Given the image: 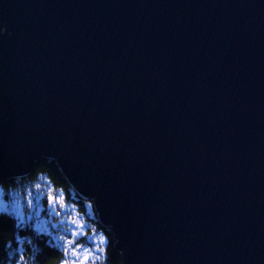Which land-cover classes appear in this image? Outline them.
Returning <instances> with one entry per match:
<instances>
[{
  "label": "water",
  "instance_id": "1",
  "mask_svg": "<svg viewBox=\"0 0 264 264\" xmlns=\"http://www.w3.org/2000/svg\"><path fill=\"white\" fill-rule=\"evenodd\" d=\"M38 155L124 264H264V0H0V179Z\"/></svg>",
  "mask_w": 264,
  "mask_h": 264
},
{
  "label": "trees",
  "instance_id": "2",
  "mask_svg": "<svg viewBox=\"0 0 264 264\" xmlns=\"http://www.w3.org/2000/svg\"><path fill=\"white\" fill-rule=\"evenodd\" d=\"M61 193L55 210L61 212L59 204L68 207L66 214H70L69 210L73 209L84 227V234L76 238V243L89 248L95 238L103 236L105 243L100 246L103 251H97L95 255L99 259L94 256L92 260L95 259V264H124V248L122 251L116 249L117 241L111 231L112 226H103L99 222L95 197L93 194L84 197L74 192L54 158L38 155L23 176L0 179V194L5 204L11 203L12 194L23 204L28 198L37 200L41 206V216L46 219L52 217L49 214L53 203L50 197ZM20 213L21 217L12 210H0V264H63V261H68L62 235L56 227L48 230L45 226L35 227L34 213H30L27 204L22 205ZM51 221L55 222L56 218L52 217ZM53 231H57L56 239ZM67 237L70 238L69 235ZM73 246L76 247L75 244Z\"/></svg>",
  "mask_w": 264,
  "mask_h": 264
},
{
  "label": "rangeland",
  "instance_id": "3",
  "mask_svg": "<svg viewBox=\"0 0 264 264\" xmlns=\"http://www.w3.org/2000/svg\"><path fill=\"white\" fill-rule=\"evenodd\" d=\"M13 198L10 204H5V202L2 200L1 198V194H0V210H4V209H9L12 210L14 212H17V216L21 217V213L20 211L22 210V205H26L27 204V208L29 209L30 213L31 211L34 213L33 218H34V226L35 227H39V228H46V230L56 227L57 231L62 235V240L64 245H66V239H71L73 236H75V238L79 237L80 235L84 234V227L82 229V234H80L79 236H76V231H80V226L82 225L81 220L75 215V212L73 211V209H70L69 211L71 212L70 214H66L65 212L68 210V207L64 206V204H59L58 206L60 207V211L61 212H57L56 210H53L51 208V210H49V214H51L52 217L56 218L55 222H52L51 219L52 217H50L49 219L43 218L41 216V206L39 204V202L36 201H32L30 198L27 199V202H25L23 204V202L19 201L18 198L16 197V195L12 194ZM17 198V199H16ZM32 213V214H33ZM73 221H75V223H73ZM48 224H51L50 226H48ZM39 225V226H38ZM47 225V226H46ZM83 226V225H82ZM73 230L72 232H70L69 230ZM57 231H53V236L56 237V232ZM67 235H69L70 238L67 237ZM95 242V244L93 243ZM93 245L89 248H93L95 247L96 244H99V238H95V240L93 241ZM102 246V245H100ZM74 248V246H73ZM87 248V247H85ZM65 249L67 250V254L69 256V264H71L72 260H75L77 257L75 255L72 254L71 251H69L66 247ZM79 251L82 253L83 252V248L79 249ZM94 256L93 255H89L88 259L85 261L84 260V256L82 255L80 257V261H78V264H81V262H83V264H92V258Z\"/></svg>",
  "mask_w": 264,
  "mask_h": 264
},
{
  "label": "snow or ice",
  "instance_id": "4",
  "mask_svg": "<svg viewBox=\"0 0 264 264\" xmlns=\"http://www.w3.org/2000/svg\"><path fill=\"white\" fill-rule=\"evenodd\" d=\"M62 197V193L60 195H52L50 198L52 199L53 203L50 205V207L55 210V205L56 203L59 202L60 198ZM73 223H75V221H73ZM82 229L83 226H80V231H76V236H79L80 234H82ZM70 232H72L73 230H69ZM95 235V234H94ZM66 239V245L65 247L72 252L73 255H75L77 258L75 260L71 261V264H78V261H80V257L83 255L84 256V260L86 261L88 259L89 255H93L95 256V259H99V256H96L95 253L97 251H103V249L100 247V245H103L105 243V240L103 238V236L99 237V244H96L95 247L93 248H85L83 245L77 244L76 243V238L75 236H73L71 239ZM95 244V242H93ZM76 245L75 248H73V245ZM83 248V252L81 253L79 251V249ZM95 259L92 260V264H95ZM63 264H69V261L65 260L63 261ZM81 264H83V262H81Z\"/></svg>",
  "mask_w": 264,
  "mask_h": 264
},
{
  "label": "bare ground",
  "instance_id": "5",
  "mask_svg": "<svg viewBox=\"0 0 264 264\" xmlns=\"http://www.w3.org/2000/svg\"><path fill=\"white\" fill-rule=\"evenodd\" d=\"M112 231V230H111ZM113 232V231H112ZM114 233V232H113Z\"/></svg>",
  "mask_w": 264,
  "mask_h": 264
}]
</instances>
